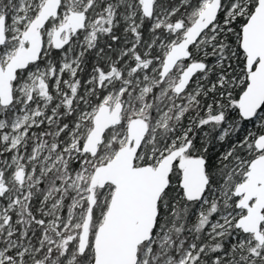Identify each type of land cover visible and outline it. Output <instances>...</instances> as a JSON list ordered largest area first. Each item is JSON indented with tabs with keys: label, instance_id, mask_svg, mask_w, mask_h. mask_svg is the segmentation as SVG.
Wrapping results in <instances>:
<instances>
[{
	"label": "snow or ice",
	"instance_id": "1",
	"mask_svg": "<svg viewBox=\"0 0 264 264\" xmlns=\"http://www.w3.org/2000/svg\"><path fill=\"white\" fill-rule=\"evenodd\" d=\"M0 264H264V0H0Z\"/></svg>",
	"mask_w": 264,
	"mask_h": 264
}]
</instances>
